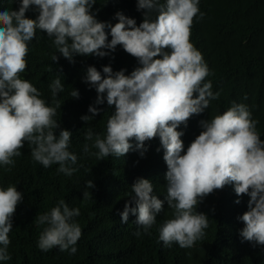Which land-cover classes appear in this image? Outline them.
Here are the masks:
<instances>
[{
    "label": "clouds",
    "instance_id": "clouds-1",
    "mask_svg": "<svg viewBox=\"0 0 264 264\" xmlns=\"http://www.w3.org/2000/svg\"><path fill=\"white\" fill-rule=\"evenodd\" d=\"M15 2L16 8H0V167L9 170L5 166L14 164L13 157L21 154L27 142L32 158L44 167L57 164L56 171L66 175L76 171L77 155L68 148L72 129L61 127L55 118L56 107L20 76L26 68L28 42L36 31L52 38L57 49L51 54L53 61L63 56L75 62L77 54L104 57L119 45L136 58L130 72L126 74L124 68L114 71L110 63L102 69L90 64L82 77L97 94L81 114L82 121L95 118L102 111L97 105L105 101L113 106L103 136L91 127L86 130L85 140L91 146L85 142L82 152L98 160L129 150L143 156L148 147L145 141L158 137L157 151L163 149L167 166L163 199L153 193L150 178L137 177L119 213L120 221L127 222L131 213L139 226L135 234L148 232L166 202L172 215L159 226L158 240L169 247L173 241L191 247L208 226L207 213L198 211L196 205L214 189L231 184L236 203L240 194L249 197L247 209L238 216L243 221L240 236L264 245V139L248 106L233 101L223 112L202 118L199 133L186 148L181 139L184 129L178 126H186L191 115L203 112L210 99L218 96L211 81L204 80L208 68L201 52L189 40L199 0H136L143 16L139 24L122 10L114 13L115 22L98 19L93 9L97 0ZM153 9L157 10L154 19L150 17ZM29 10L36 15H26ZM48 86L53 98L64 87L60 76ZM79 95L75 87L69 93L74 98ZM92 187L93 180H86L82 198L89 196ZM22 199L16 185L0 186V261L10 258L8 233ZM79 212V207H70L61 198L38 214L36 223L44 227L37 246L45 251L58 246L75 253L81 228L74 217Z\"/></svg>",
    "mask_w": 264,
    "mask_h": 264
},
{
    "label": "trees",
    "instance_id": "trees-1",
    "mask_svg": "<svg viewBox=\"0 0 264 264\" xmlns=\"http://www.w3.org/2000/svg\"><path fill=\"white\" fill-rule=\"evenodd\" d=\"M16 7L15 0H0V8ZM93 9L100 20L115 22L117 10L134 17L137 24L143 19L136 0H97ZM25 14L36 15L31 10ZM156 15L153 9L150 17L154 19ZM189 40L201 52L208 68L204 80L211 81L212 91L218 96L210 99L203 112L191 115L186 126H178L184 129L181 139L185 148L199 133L202 118L223 112L233 101L248 106L264 139V0H199ZM54 52L57 49L52 38L38 29L28 42L26 68L20 76L37 87L46 103L56 107L55 118L61 127L72 129L68 148L77 155L76 171L66 175L56 171L57 164L44 167L32 158L27 142L21 154L13 157L14 164L5 166L9 170L0 167V186L14 184L23 195L8 233L10 258L0 264H264V245L244 240L239 233L243 221L238 216L247 209L249 197L240 194L236 203L237 194L231 184L214 189L196 205L198 211L207 213L208 226L191 247H181L175 241L169 247L158 240L159 226L172 215L166 202L148 232L135 234L139 226L131 213L127 222L120 221L119 213L137 177L150 178L153 193L163 199L167 168L163 149L157 151L160 142L154 137L145 141L148 147L143 156L138 150H129L122 156L110 154L98 160L95 155L83 153L85 142L91 146V141L85 140L86 130L91 127L103 136L113 106L105 101L97 105L102 111L95 118L82 121L81 114L87 112L97 95L82 77L90 64L102 69V65L110 63L114 71L124 68L127 74L136 66V58L119 45L104 57L77 54L75 62L63 56L53 61ZM56 76H60L64 87L53 98L48 85ZM73 87L79 90L78 98L69 96ZM90 151L97 150L90 147ZM89 179L94 187L88 189V197L82 198ZM61 198L70 207L80 209L74 217L81 228L75 253L58 246L46 251L37 246L44 225H38L35 218Z\"/></svg>",
    "mask_w": 264,
    "mask_h": 264
},
{
    "label": "bare ground",
    "instance_id": "bare-ground-1",
    "mask_svg": "<svg viewBox=\"0 0 264 264\" xmlns=\"http://www.w3.org/2000/svg\"><path fill=\"white\" fill-rule=\"evenodd\" d=\"M60 254V253H59Z\"/></svg>",
    "mask_w": 264,
    "mask_h": 264
}]
</instances>
